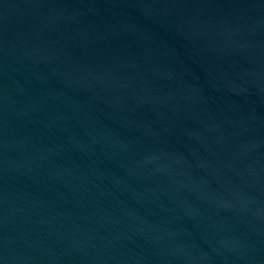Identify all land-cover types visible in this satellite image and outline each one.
Returning <instances> with one entry per match:
<instances>
[{
    "label": "water",
    "instance_id": "obj_1",
    "mask_svg": "<svg viewBox=\"0 0 264 264\" xmlns=\"http://www.w3.org/2000/svg\"><path fill=\"white\" fill-rule=\"evenodd\" d=\"M0 264H264V0H0Z\"/></svg>",
    "mask_w": 264,
    "mask_h": 264
}]
</instances>
